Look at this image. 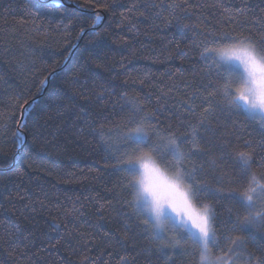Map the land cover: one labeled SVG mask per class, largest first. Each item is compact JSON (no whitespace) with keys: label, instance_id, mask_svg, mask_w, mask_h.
I'll use <instances>...</instances> for the list:
<instances>
[{"label":"snow or ice","instance_id":"obj_1","mask_svg":"<svg viewBox=\"0 0 264 264\" xmlns=\"http://www.w3.org/2000/svg\"><path fill=\"white\" fill-rule=\"evenodd\" d=\"M63 2L48 0V5L59 8ZM115 4L116 0H111L102 7L107 11ZM139 6L134 2L122 11V23H131ZM143 8L135 14L150 13L153 20L163 18L165 26L175 22L181 34L191 33L188 51L195 53L202 68L184 83L191 91L179 105L182 111L169 117L161 112L159 101L173 88L156 96L155 107L139 94L116 92L103 85L98 90L93 85L90 92H85L80 85L84 65L66 78L62 89H57L54 103L61 111H69L73 105L64 104L61 97L70 93V99L79 97L85 103L100 104L94 115L81 111L83 126L77 134L96 139L104 153L105 168L118 174L108 191L116 192L121 208L118 215L136 218L138 235L146 240L138 255L148 253L147 264H152V256L156 264H264V10L249 20L244 0L240 7L225 6L224 0L198 4L192 0H169L167 4L148 0ZM203 8L219 9L220 19L211 27L182 23ZM37 18L32 17L33 24ZM80 19L85 26L78 37L86 28L94 32L102 17L95 12L91 24L86 17ZM73 23L61 20L54 29L50 25L48 31H60L61 27L66 31ZM241 24L247 27H237ZM188 51L181 50L178 43L167 58L174 53L187 57ZM182 71V67L176 69L177 73ZM55 75L56 68L49 69L39 81L37 92L49 76ZM28 91L31 89L10 98L13 112L0 113V135H7L14 126L12 136L17 146L24 140L22 129L28 127L37 103L34 96L24 98ZM222 115L238 119L228 126L221 123ZM247 128L258 135L246 133ZM78 203V199L73 201L65 214L78 211ZM28 207L24 205L22 211ZM109 207H114L111 201L100 203L97 215L103 218ZM36 227L33 224V230H29L18 221H8L0 242L10 246L9 256L16 254L24 264H40L41 253L59 248L60 241L51 243L48 232L41 234L44 246L36 247ZM60 227L54 220L49 229L58 232ZM124 228L118 243L126 247L131 239L127 222ZM81 235L87 236L84 246L90 252L87 246L95 243L93 234ZM112 236L104 233L106 239ZM34 247L36 251L32 252ZM112 247L107 244L101 255ZM74 254L75 250L68 252L69 257ZM108 255L111 258L112 253ZM90 259L82 255L78 264H89ZM118 264L131 261L121 256Z\"/></svg>","mask_w":264,"mask_h":264},{"label":"trees","instance_id":"obj_2","mask_svg":"<svg viewBox=\"0 0 264 264\" xmlns=\"http://www.w3.org/2000/svg\"><path fill=\"white\" fill-rule=\"evenodd\" d=\"M134 2L140 5L135 10L139 13L148 0H116L115 6L107 11L102 6L111 4V0H92L91 4L88 0H64L59 8L50 7L48 0H0V113L13 112L10 98L21 90L30 88L24 98L34 96L37 101L28 127L22 129L24 140L19 146L12 136L14 126L7 135H0V235L8 221L13 220L29 230H33V224L37 225L36 247L44 246L41 244L43 232L49 233L51 243L59 240L58 249L41 253L40 264H78L86 254L91 257L89 264H118L121 256H127L131 264H147L149 254L138 255L146 240L138 235L136 218L118 215L121 208L116 202V192L108 191L118 174L105 168L104 153L96 139L77 134L83 126L79 119L81 111L94 115L99 112L100 104L85 103L79 97L70 99V93L61 97L64 104L73 105L69 111H61L54 103L57 89H62L66 78L84 65L80 85L85 92H90L93 85L97 90L103 85L116 92L139 94L155 107L156 96L173 88L159 101L161 112L163 117H169L182 111L179 105L191 91L184 83L202 68L195 53L188 51L191 33L181 34L175 22L165 26L163 18L153 20L150 13L144 16L134 13L131 23H122L120 13ZM155 2L167 4L169 0ZM192 2L211 3V0ZM244 3L249 9V20L264 10V0H244ZM224 4L240 7L241 0H224ZM95 12L102 19L94 32L86 28L78 37L80 28L85 26L80 18L86 17L87 24H91ZM33 16L38 17L35 24ZM164 16L167 17V12ZM219 19V9L203 8L195 10L182 23L211 27ZM61 20L65 24L74 23L66 31L63 27L60 31H48L50 25L54 29ZM132 24L136 25L135 29ZM178 43L181 50L188 51V56L174 53L167 58V53ZM53 67L56 75L49 76L46 85L37 92L39 81ZM181 67L183 71L177 73L176 69ZM125 81L127 87H124ZM235 119L238 118L220 117L221 123L228 126ZM100 122L97 118V124ZM245 132L258 135L251 128ZM77 199L79 210L65 214V209L71 208ZM109 201L114 207L106 208L101 218L96 209L100 203ZM26 204L28 209L22 211ZM54 220L61 225L58 232L49 229ZM125 222L131 237L126 247L118 243L125 231ZM106 232L114 236L106 239ZM82 233L94 236L95 243L87 246L90 252L85 249L87 236ZM109 243L113 247L101 255V249ZM36 247L31 251L35 252ZM10 250L9 245L0 242V264H24L16 254L9 256ZM72 250L75 254L69 257L68 252ZM151 260L156 264L155 256Z\"/></svg>","mask_w":264,"mask_h":264}]
</instances>
